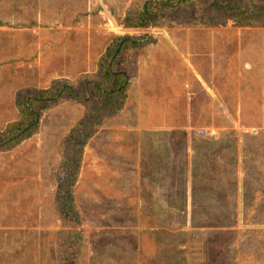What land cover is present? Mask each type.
Returning <instances> with one entry per match:
<instances>
[{
  "label": "rangeland",
  "instance_id": "1",
  "mask_svg": "<svg viewBox=\"0 0 264 264\" xmlns=\"http://www.w3.org/2000/svg\"><path fill=\"white\" fill-rule=\"evenodd\" d=\"M132 1L0 0V129L20 116L23 93L98 76L116 34L152 38L124 53L120 112L101 121L90 102L62 98L30 136L0 150V264H58L66 228L54 190L77 148L80 264H264V24L132 27L121 22ZM199 127L221 145H197ZM165 134L191 136L187 151L171 148L199 166L168 172L174 193L160 201L152 173L162 179L166 167L143 136Z\"/></svg>",
  "mask_w": 264,
  "mask_h": 264
},
{
  "label": "trees",
  "instance_id": "2",
  "mask_svg": "<svg viewBox=\"0 0 264 264\" xmlns=\"http://www.w3.org/2000/svg\"><path fill=\"white\" fill-rule=\"evenodd\" d=\"M230 18L242 25L264 24V0H133L121 22L132 27H148L167 21L172 24L199 20L218 23ZM150 40V34L144 32L116 34L101 54L98 76L84 80L78 88L57 79L49 87L23 93L18 98L20 116L0 129V150H10L30 136L41 122L42 112L62 98L90 102V116L94 115L101 121L120 112L128 102L130 85L128 71L121 65L124 53ZM86 130L87 127L82 128L83 133ZM74 145V139L70 138L68 147ZM77 149L79 156L73 154L61 161L54 190L55 209L66 228L56 251L58 264H80L78 244L85 228L75 196L77 177L83 163L81 150Z\"/></svg>",
  "mask_w": 264,
  "mask_h": 264
},
{
  "label": "crops",
  "instance_id": "3",
  "mask_svg": "<svg viewBox=\"0 0 264 264\" xmlns=\"http://www.w3.org/2000/svg\"><path fill=\"white\" fill-rule=\"evenodd\" d=\"M125 13L122 14V16ZM145 138H147L151 145L153 146L151 151H149L150 153H152L153 156H155L157 153L158 155L162 157V161L160 163V159L156 160L155 165H159L161 166V168L163 166L166 167V169L160 170V174L162 177V179L158 178L160 177L158 175L157 172L154 171L153 174H155L156 176H158L157 178H154V180L156 181V190H160L158 192V195H156L157 199H159V195L161 193H164V195H171L173 194V190L174 187H172V189H168L169 187V183L167 182H174V180H172L169 177V173L170 171H174V175H177L178 172L177 170H181V171H185V169L188 170L189 169H198L195 165V158L192 157V155L190 153H185V155H182V151L179 150L181 153L174 151L173 148H171V144L172 143H179V144H184L185 146V150L187 151L189 149V147L192 145V138L191 136L182 134V135H167L165 134V136H154V137H150V136H143ZM172 141V143H171ZM194 141L196 142V144H200L201 146L203 145V143L206 142H211V143H217L218 145H221V137H204V136H196V138L194 137ZM214 147H211V149H213ZM183 150V149H182ZM199 151L203 154V156H205L204 154V148L200 147ZM258 151V150H257ZM148 152V153H149ZM204 162V158L201 161ZM216 179V178H215ZM172 191V192H171ZM191 193H188V197L191 198L192 194L194 193L193 189L191 188L190 190ZM190 194V195H189ZM162 201V200H160ZM155 202V201H154ZM156 205V204H155Z\"/></svg>",
  "mask_w": 264,
  "mask_h": 264
},
{
  "label": "built area",
  "instance_id": "4",
  "mask_svg": "<svg viewBox=\"0 0 264 264\" xmlns=\"http://www.w3.org/2000/svg\"><path fill=\"white\" fill-rule=\"evenodd\" d=\"M197 134L199 136H204V137H207V136H216V131L213 130V129H209L207 127H199L197 129Z\"/></svg>",
  "mask_w": 264,
  "mask_h": 264
}]
</instances>
